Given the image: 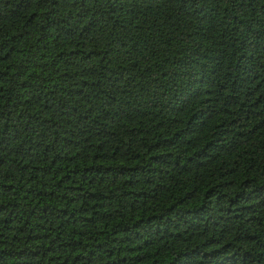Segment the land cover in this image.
Segmentation results:
<instances>
[{"label":"trees","instance_id":"obj_1","mask_svg":"<svg viewBox=\"0 0 264 264\" xmlns=\"http://www.w3.org/2000/svg\"><path fill=\"white\" fill-rule=\"evenodd\" d=\"M0 264H264V0H0Z\"/></svg>","mask_w":264,"mask_h":264}]
</instances>
